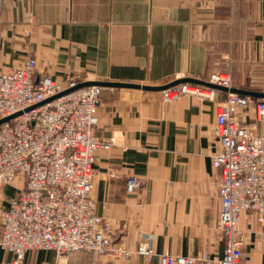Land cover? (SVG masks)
<instances>
[{
    "label": "crops",
    "instance_id": "0c3cea01",
    "mask_svg": "<svg viewBox=\"0 0 264 264\" xmlns=\"http://www.w3.org/2000/svg\"><path fill=\"white\" fill-rule=\"evenodd\" d=\"M28 57L37 60V78L63 81L71 71L83 83L164 87L230 71L235 90L264 95V0H0V72ZM224 99L217 92L213 101L166 104L162 92L104 87L96 135L113 146L97 153L92 198L113 240L130 251L149 239L157 255L223 258L220 173L211 156ZM239 116L264 132L254 110ZM128 176L144 187L128 194ZM22 189V178L0 187V214ZM240 229L241 264H264V223L245 213ZM13 258L0 251V264ZM23 264L148 263L138 255L39 251Z\"/></svg>",
    "mask_w": 264,
    "mask_h": 264
},
{
    "label": "built area",
    "instance_id": "2783aa9c",
    "mask_svg": "<svg viewBox=\"0 0 264 264\" xmlns=\"http://www.w3.org/2000/svg\"><path fill=\"white\" fill-rule=\"evenodd\" d=\"M35 57L0 72V187L13 186L18 178L24 189L0 214V251L13 255L8 264H23L29 253L56 252L59 256L96 252L129 261L133 255L151 264H241L246 235L240 229L241 216L254 214L264 223V132L258 133L240 119L241 113L256 112L264 124V100L225 93L216 109L213 132L218 150L211 156L220 173V230L225 252L220 260L205 251L199 257L157 255L151 240L135 251L110 236L106 217L97 214L92 198L97 153L113 144L96 135L103 87L76 90L82 79L68 71L65 80L49 75L37 78ZM207 83L229 91L235 88L232 73H217ZM75 90L70 94L53 98ZM219 92L211 88L180 84L162 92L171 104L185 96L213 101ZM110 179L118 178L115 174ZM145 180L126 177V191L135 194Z\"/></svg>",
    "mask_w": 264,
    "mask_h": 264
},
{
    "label": "water",
    "instance_id": "95a60500",
    "mask_svg": "<svg viewBox=\"0 0 264 264\" xmlns=\"http://www.w3.org/2000/svg\"><path fill=\"white\" fill-rule=\"evenodd\" d=\"M191 83V84H194V85H198V86H203V87H207V88H211V89H214L216 91H219V92H224V93H227V92H231V93H235V94H241V95H246V96H250V97H253V98H256V99H264V95H258V94H247V93H244V92H241V91H238V90H231L229 91L228 89L226 88H221V87H218V86H215V85H211L207 82H200V81H196V80H183V81H177V82H174L170 85H167V86H164V87H142V86H136V85H128V84H113V83H83L81 84L76 90L78 89H82V88H87V87H92V86H99V87H108V88H118V89H134V90H143V91H146V92H163L167 89H170L172 87H175L177 85H180V84H185V83ZM73 91L75 90H69L67 92H65L64 94H61L55 98H53L52 100L50 101H53L57 98H60L62 96H65L67 94H70L72 93ZM13 118L15 117H12V118H8V119H5V120H1L0 121V127L5 124V123H8L9 121H11Z\"/></svg>",
    "mask_w": 264,
    "mask_h": 264
}]
</instances>
